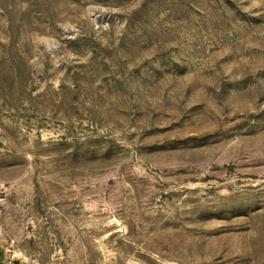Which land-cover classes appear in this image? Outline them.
<instances>
[{
    "label": "rangeland",
    "instance_id": "rangeland-1",
    "mask_svg": "<svg viewBox=\"0 0 264 264\" xmlns=\"http://www.w3.org/2000/svg\"><path fill=\"white\" fill-rule=\"evenodd\" d=\"M0 264H264V0H0Z\"/></svg>",
    "mask_w": 264,
    "mask_h": 264
}]
</instances>
